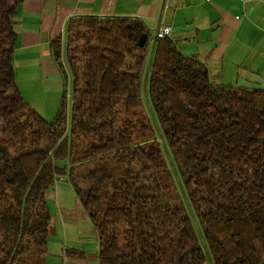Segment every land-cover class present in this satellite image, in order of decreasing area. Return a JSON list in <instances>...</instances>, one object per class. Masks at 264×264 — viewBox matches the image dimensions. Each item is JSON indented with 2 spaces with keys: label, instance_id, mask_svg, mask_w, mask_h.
I'll list each match as a JSON object with an SVG mask.
<instances>
[{
  "label": "trees",
  "instance_id": "obj_1",
  "mask_svg": "<svg viewBox=\"0 0 264 264\" xmlns=\"http://www.w3.org/2000/svg\"><path fill=\"white\" fill-rule=\"evenodd\" d=\"M21 2L0 0V264H45L44 192L61 176L97 232L98 264H202L207 254L213 264H264V91L213 85L170 37L155 41L150 101L206 254L142 112L146 27L135 18H71L64 49L60 38L51 43L71 97L64 89L49 122L15 82Z\"/></svg>",
  "mask_w": 264,
  "mask_h": 264
},
{
  "label": "crops",
  "instance_id": "obj_2",
  "mask_svg": "<svg viewBox=\"0 0 264 264\" xmlns=\"http://www.w3.org/2000/svg\"><path fill=\"white\" fill-rule=\"evenodd\" d=\"M87 15L141 21L150 34V61L155 31L170 25V39L206 66L213 85L264 91V0H22L12 62L29 105L53 108L64 89L70 94L51 43L60 38L64 49L67 22ZM44 197L50 215L45 264H98L97 232L68 178H57ZM202 264H213L211 256Z\"/></svg>",
  "mask_w": 264,
  "mask_h": 264
},
{
  "label": "rangeland",
  "instance_id": "obj_3",
  "mask_svg": "<svg viewBox=\"0 0 264 264\" xmlns=\"http://www.w3.org/2000/svg\"><path fill=\"white\" fill-rule=\"evenodd\" d=\"M150 49H152V47L150 45H147L145 62H144V66H143V69L141 72V78H140L139 90H140V99H141V103H142V112L149 119L151 127L154 131L155 137H156L157 141L159 142L161 152H162L163 157L165 159L167 168L170 171V174L173 178L175 186L177 187V191L179 193L180 200H181L182 205L184 207V211L187 214V216L190 218V220L192 221V224L194 226V229H195V232L197 235V239H198V243L201 246V248L205 250V252L207 254L208 249H207V245H206V242L204 240V237L202 235L201 225L197 219L195 212L193 211V209L189 203L187 195L184 193V191L182 190V188L180 186L175 161H174L171 153L169 152V150L167 148L166 142L164 140V137H163V134H162V131L160 128L159 121L157 119V116L154 112V109H153L151 101H150V96H149V92H148V74H149L150 64H151V61L148 58V53L150 52ZM62 93H63V91H62ZM62 93L59 96V99L57 98L53 108L48 107L45 109L43 107H40V105H33L35 107H33V106L32 107L35 110H37L47 121L49 120V122H50L53 120V118L55 117V115L57 113ZM68 124H69V107H67V110H66V124H65V126L68 127ZM64 162L67 163L66 161H61V162H59V164H63Z\"/></svg>",
  "mask_w": 264,
  "mask_h": 264
},
{
  "label": "built area",
  "instance_id": "obj_4",
  "mask_svg": "<svg viewBox=\"0 0 264 264\" xmlns=\"http://www.w3.org/2000/svg\"><path fill=\"white\" fill-rule=\"evenodd\" d=\"M171 32L170 25L167 24H160L154 34V39L169 37ZM67 97L70 99L71 94H67Z\"/></svg>",
  "mask_w": 264,
  "mask_h": 264
},
{
  "label": "water",
  "instance_id": "obj_5",
  "mask_svg": "<svg viewBox=\"0 0 264 264\" xmlns=\"http://www.w3.org/2000/svg\"><path fill=\"white\" fill-rule=\"evenodd\" d=\"M146 40V35L145 34H141L140 37L137 40V45L138 46H143Z\"/></svg>",
  "mask_w": 264,
  "mask_h": 264
}]
</instances>
